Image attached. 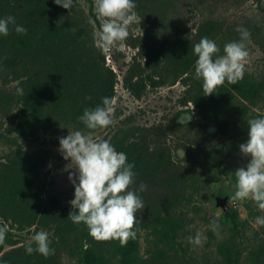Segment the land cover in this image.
Listing matches in <instances>:
<instances>
[{
    "label": "trees",
    "instance_id": "trees-1",
    "mask_svg": "<svg viewBox=\"0 0 264 264\" xmlns=\"http://www.w3.org/2000/svg\"><path fill=\"white\" fill-rule=\"evenodd\" d=\"M179 1L134 0L138 15L150 26V35L137 47L148 71L143 74L142 69L128 70L122 77L123 86L138 98L145 80L155 85L162 84L168 75L174 80L179 78L186 86L181 103L192 105L190 110L186 108L188 112L210 119L220 135H228L233 124L248 132L247 120L260 118L248 111L264 96V77L254 81L243 75L235 85L225 81L214 93L204 95L202 81L194 78L197 57L193 45L202 37L216 43L234 32L223 27L221 21L211 19L201 21L189 35L174 28L160 32L157 21ZM191 2L214 7L225 0ZM66 12L54 0H0V18L11 15L16 24L27 29V34H18L9 25V35H0V65L11 69L13 79L24 77L23 95H19V106L13 114L16 136L34 137L38 131H62L70 125L85 127L78 119L83 110L101 104L102 97H113L115 75L92 60L90 40ZM114 147L127 155L128 163H134L136 175L129 190L135 191L145 204L136 213V238L125 246L115 239L95 240L84 223L74 224L67 218L72 208L60 207L52 196L42 200L39 168L47 159L45 151L15 148L2 157L0 226L6 223L10 228L24 229L49 228L53 224L49 240L55 254L47 258L37 252L29 255L23 247V264H61V254L76 264H171L167 250L178 243L177 238L188 225V218L179 208L190 201L196 190V172L179 166L166 147H149L143 139L119 140ZM141 183L146 186L143 191ZM223 214L230 215L229 211ZM143 230L149 235L145 257L138 246ZM216 248L223 257L232 253L233 261L239 257L231 240L218 242ZM255 255L252 252L251 256Z\"/></svg>",
    "mask_w": 264,
    "mask_h": 264
},
{
    "label": "rangeland",
    "instance_id": "rangeland-1",
    "mask_svg": "<svg viewBox=\"0 0 264 264\" xmlns=\"http://www.w3.org/2000/svg\"><path fill=\"white\" fill-rule=\"evenodd\" d=\"M94 8V0H73L72 8L66 9V13L77 27L83 28L90 40L89 53L92 60L102 63L104 68H109L115 75L112 123L95 130L70 125L62 131H38L34 137L16 136L13 114L19 106L20 94L17 89H22L21 81L24 77L13 79L11 69L0 65V161L8 151L15 148L45 151L47 159L39 168V178L43 184L40 197L45 202L52 196L60 207L72 208L70 201L74 199V185L69 180V172L65 170L70 161L65 160L58 150L59 139L67 136L70 130L82 131L94 139L108 140L113 146L119 140L130 142L140 139L149 147L153 144L162 145L179 166L196 172L197 182L190 201L179 208L188 218V225L177 238L178 243L172 244L167 250V260L171 264H264V223L261 222L264 221V210L259 209L250 199L235 203L229 200L235 192L234 172L250 161V157L244 156L239 149V145L247 141L248 132L241 130L239 124H233L230 125L228 135H220L210 119L188 112L187 109L190 110L192 105L189 102L186 105L181 103L186 86L179 78L174 80L168 75L162 84L155 85L145 80L146 85L140 96L133 97L123 86L122 77L128 70L142 69L143 74L147 73L137 47L150 35V26L134 9L136 15L128 28L126 40L104 52L94 36L101 23ZM206 19L219 20L223 27L234 32L216 42L220 54H223L226 43L240 39L236 28H246L250 38L245 42L248 57L244 75L254 81L264 77V0H225L214 7H200L191 0H180L156 25L160 32L174 28L189 35ZM248 114L264 117V96L255 106L250 107ZM181 150L184 152L183 157L179 156ZM223 190L228 194L229 217L212 209L207 196L208 192ZM54 212L50 210V213ZM217 219L220 228L214 232L212 222ZM189 225L193 227L190 229ZM52 228L53 224L49 228L14 229L8 226L6 239L0 244V264H23V247L28 238L37 231H46L50 236ZM197 231L203 233L205 238L202 246L189 243V238L195 236ZM148 240L147 231H141L138 246L142 257L146 256ZM224 240H231L233 249L239 251L235 261L232 253L223 257L217 251V243ZM252 252H256L255 257L251 256ZM60 262L76 264L63 254Z\"/></svg>",
    "mask_w": 264,
    "mask_h": 264
},
{
    "label": "clouds",
    "instance_id": "clouds-1",
    "mask_svg": "<svg viewBox=\"0 0 264 264\" xmlns=\"http://www.w3.org/2000/svg\"><path fill=\"white\" fill-rule=\"evenodd\" d=\"M55 4L71 9L73 0H54ZM95 13L100 18L99 29L94 36L99 40V47L106 52L111 46L126 40L128 28L135 18L134 0H94ZM9 25L18 34H27V29L16 24L15 17L9 15L0 18V35H9ZM238 41L224 45L223 54L217 44L208 37H202L193 45V54L197 57L194 63V78L202 81L204 95H211L225 81L235 85L243 79L245 61L248 57L246 41L250 32L238 26ZM17 93L23 95V89ZM86 99H91L87 97ZM112 104L110 97H102L101 104L94 108H85L78 119L89 130L105 128L112 123ZM248 139L239 145L240 152L250 157L246 166L235 172V192L229 197L232 203L250 199L264 210V117L247 120ZM59 152L65 160L70 161L65 170L74 185V199L70 201L72 211L67 218L74 224L84 223L89 235L97 241L119 240L125 246L130 239H135L137 232L136 213L145 204L142 198L130 189L134 182V163H128L127 155L119 152L104 139H94L82 131H69L59 139ZM181 150L179 156L183 157ZM74 169V171H69ZM141 183L140 191L145 190ZM264 223V221H261ZM193 226L189 225L191 229ZM218 219L212 222V230L218 232ZM8 226H0V244L6 239ZM203 233L197 231L189 238V243L202 246ZM49 234L37 231L25 242L26 254L37 252L45 258L54 255L50 247ZM35 245V247H33Z\"/></svg>",
    "mask_w": 264,
    "mask_h": 264
},
{
    "label": "water",
    "instance_id": "water-1",
    "mask_svg": "<svg viewBox=\"0 0 264 264\" xmlns=\"http://www.w3.org/2000/svg\"><path fill=\"white\" fill-rule=\"evenodd\" d=\"M207 196L209 197L210 207L212 209H217L222 213L230 209L226 190L222 192H208Z\"/></svg>",
    "mask_w": 264,
    "mask_h": 264
}]
</instances>
